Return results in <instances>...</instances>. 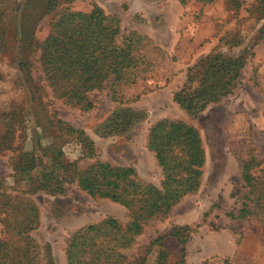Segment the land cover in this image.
<instances>
[{"label":"trees","instance_id":"1","mask_svg":"<svg viewBox=\"0 0 264 264\" xmlns=\"http://www.w3.org/2000/svg\"><path fill=\"white\" fill-rule=\"evenodd\" d=\"M74 1L0 0V57L14 46L33 110L51 103L44 102L49 90L67 106L90 112L97 107L95 94L108 92L116 100L120 85H136L148 72L149 64L137 57L135 51L142 40L149 38L135 31L124 35L121 18L107 15L96 3L88 13L72 11ZM190 2L206 6L213 5L215 0H179L182 6ZM227 5L236 15L244 10L248 19L255 22L254 43L237 57L213 52L189 69L186 82L173 99L192 120L238 91L242 73L255 56V47L264 40V0L250 5L244 0H228ZM48 16L50 31L40 41L38 26ZM242 41L238 30L220 39L229 48L242 46ZM33 110L18 106V110L3 116L0 153H13L11 167L16 186L13 194L7 190L5 179L0 181V217L9 212L14 215L3 220L0 264H41L43 255L46 264H55L51 247H40L31 235L39 229L41 218L30 196L39 192L66 195L73 185L94 200H109L124 207L128 221L109 216L73 233L66 240L67 264H149L153 255V264H186L187 243L201 224L174 226L142 246L133 260L126 252L136 245L149 222L167 219L183 199L200 190L207 154L199 129L178 119H161L152 124L147 148L162 171L160 186H156L143 181L134 167L99 160L101 152L95 142L83 130L57 119V113L53 117L57 134L51 144L43 146V136L37 134L31 141L32 149L27 150V125ZM147 118L146 111L121 106L98 133L105 138L126 136ZM40 128L46 130L44 126ZM59 140L77 142L82 148L81 159L93 160V164L81 170L79 160L66 157L64 142L60 144ZM240 177L243 185L232 194L238 208L228 214L232 228L235 229L236 222L254 219L264 237V158L256 156L254 148L241 161ZM22 184L28 190L19 191ZM171 240L180 248L175 261L167 247ZM224 264L235 263L226 259Z\"/></svg>","mask_w":264,"mask_h":264},{"label":"rangeland","instance_id":"2","mask_svg":"<svg viewBox=\"0 0 264 264\" xmlns=\"http://www.w3.org/2000/svg\"><path fill=\"white\" fill-rule=\"evenodd\" d=\"M244 1L250 5L255 0ZM227 2L215 0L213 5L206 6L190 2L182 6L179 0H75L70 6L72 11L88 13L96 3L107 15L121 18L124 35L135 31L150 39L142 40L135 51L137 57L144 58L149 64L144 79L136 85H120L116 100L108 92L95 94L97 107L90 112L67 106L55 99L49 90L44 102L51 103L33 110L30 91L17 66L14 46L0 57V132L5 114L18 110V106H29L33 110L27 125L26 149L29 151L37 134L43 136V146L51 144L57 134L53 118L57 113V119L83 130L95 142L101 152L99 160L134 167L143 181L160 186L161 168L147 148L148 130L152 124L161 119H178L194 125L201 132L207 162L200 190L183 199L167 219L149 222L136 245L126 252L130 260L142 246L168 233L174 226L201 224L187 243L186 264L207 261L224 264L226 259H232L235 264H264V237L258 222L254 219L236 222L233 229L228 215L238 208L232 194L243 185L241 161L249 157L252 148L256 156L264 158V40L255 47V56L248 61L241 76V86L234 95L210 106L196 120L173 101L174 94L186 82L189 69L203 57L213 52L237 57L254 43L257 25L248 19L244 10L236 15ZM50 23L51 16L40 22L37 32L40 41L49 34ZM234 30L243 37L242 46L229 48L221 44L220 39ZM121 106L146 111L148 118L126 136L102 137L98 133L100 127ZM59 142H64L63 150L70 161L79 160L81 170L93 164V160L81 159L82 148L77 142ZM12 157L10 151L0 153V181L5 179L7 190L14 194ZM18 190L26 191L28 187L22 184ZM30 198L37 205L41 218L39 229L31 235L40 247H51L55 264H67L66 240L81 228L109 216L128 221V211L124 207L109 200H94L76 185L71 186L66 195L51 196L39 192ZM5 217L10 219L14 215L9 212L0 217L1 238L5 235ZM167 247L175 261L180 250L178 244L171 240ZM44 257L41 264H46ZM155 258L156 255L150 257L149 264H153Z\"/></svg>","mask_w":264,"mask_h":264},{"label":"crops","instance_id":"3","mask_svg":"<svg viewBox=\"0 0 264 264\" xmlns=\"http://www.w3.org/2000/svg\"><path fill=\"white\" fill-rule=\"evenodd\" d=\"M143 1V0H142ZM145 2H149V1H147V0H144ZM173 101H174V99H173Z\"/></svg>","mask_w":264,"mask_h":264}]
</instances>
